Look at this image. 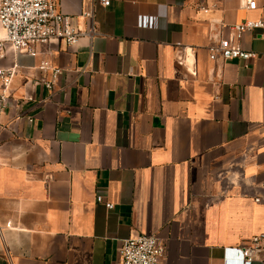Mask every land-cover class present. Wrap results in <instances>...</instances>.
Wrapping results in <instances>:
<instances>
[{
	"label": "crops",
	"instance_id": "0c3cea01",
	"mask_svg": "<svg viewBox=\"0 0 264 264\" xmlns=\"http://www.w3.org/2000/svg\"><path fill=\"white\" fill-rule=\"evenodd\" d=\"M255 2L110 0L94 7L92 44L8 49L1 66L19 69L0 104V264H120L139 235L164 244L162 264H234L227 250L264 236V40L244 34L249 62L208 51L225 25L264 18ZM58 4L88 28L89 0ZM179 48L196 50L194 75ZM42 61L62 70L52 90Z\"/></svg>",
	"mask_w": 264,
	"mask_h": 264
},
{
	"label": "built area",
	"instance_id": "2783aa9c",
	"mask_svg": "<svg viewBox=\"0 0 264 264\" xmlns=\"http://www.w3.org/2000/svg\"><path fill=\"white\" fill-rule=\"evenodd\" d=\"M58 1L0 0V104H4L8 99L13 79L19 69L17 64L10 69L1 66L7 58L8 49L35 57L36 47L40 45L56 42L71 48L82 39H88L92 44L100 36L95 26L94 7L98 4L107 8L110 6V0H89L91 8L83 13V17L88 21V28L84 31L75 27L72 18L61 12ZM241 8L254 11L257 4L255 0H242ZM224 27L229 31V35L221 37L208 48L210 60H254L257 55L243 47L242 39L248 32H260L264 40V18L245 20ZM177 61L186 67L191 75L195 74V49L179 48ZM38 69L43 73H51V78L45 80L43 85L52 90L57 85L62 70L48 61H42ZM96 201L104 204L108 210L114 207L101 196H98ZM7 227L10 228L11 223H8ZM250 243L251 245L245 248L227 250V255L237 256L238 260L234 264H253L264 257V236L254 237ZM164 255L165 246L159 239L152 235H139L122 242L120 264H162ZM226 261V264H232L231 261Z\"/></svg>",
	"mask_w": 264,
	"mask_h": 264
},
{
	"label": "water",
	"instance_id": "95a60500",
	"mask_svg": "<svg viewBox=\"0 0 264 264\" xmlns=\"http://www.w3.org/2000/svg\"><path fill=\"white\" fill-rule=\"evenodd\" d=\"M228 253V252H227Z\"/></svg>",
	"mask_w": 264,
	"mask_h": 264
}]
</instances>
